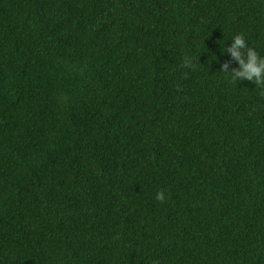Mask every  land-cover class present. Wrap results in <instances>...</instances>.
<instances>
[{"label":"trees","instance_id":"obj_1","mask_svg":"<svg viewBox=\"0 0 264 264\" xmlns=\"http://www.w3.org/2000/svg\"><path fill=\"white\" fill-rule=\"evenodd\" d=\"M235 34L264 0H0V264H264Z\"/></svg>","mask_w":264,"mask_h":264},{"label":"clouds","instance_id":"obj_2","mask_svg":"<svg viewBox=\"0 0 264 264\" xmlns=\"http://www.w3.org/2000/svg\"><path fill=\"white\" fill-rule=\"evenodd\" d=\"M227 52L232 61H235L236 67L229 69L227 62L221 64L223 72L236 81H248L255 86L264 89V56L260 55L257 50L250 46L245 38L240 34H235L230 39V46L224 47L221 54ZM184 67H191V59L185 57ZM157 200H163V193L157 192Z\"/></svg>","mask_w":264,"mask_h":264}]
</instances>
